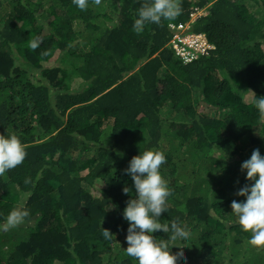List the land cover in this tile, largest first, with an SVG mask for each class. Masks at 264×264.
<instances>
[{"label": "trees", "instance_id": "trees-1", "mask_svg": "<svg viewBox=\"0 0 264 264\" xmlns=\"http://www.w3.org/2000/svg\"><path fill=\"white\" fill-rule=\"evenodd\" d=\"M176 2L175 19L136 32L151 0H87L84 10L72 0H0V133L26 150L0 175V224L19 205L29 212L0 231L21 235L0 242V264H138L124 250L122 211L136 195L124 169L145 150L166 156L170 195L158 222L191 234L173 253L186 264H264V247L249 244L230 206L251 183L241 163L253 149L264 155L255 107L264 0ZM178 26L214 48L183 64L169 47ZM169 235L153 233L170 245Z\"/></svg>", "mask_w": 264, "mask_h": 264}, {"label": "clouds", "instance_id": "clouds-1", "mask_svg": "<svg viewBox=\"0 0 264 264\" xmlns=\"http://www.w3.org/2000/svg\"><path fill=\"white\" fill-rule=\"evenodd\" d=\"M72 2L81 10L87 7V0ZM95 2L99 4L100 0ZM180 11L176 0H151V3L139 9L133 27L136 32H140L146 23L160 24L162 19L173 20ZM37 46L36 40L29 44L32 49ZM255 107L264 119V95L258 96ZM25 157V147L17 135L0 133V175L20 165ZM165 161L166 156L162 151L145 150L134 155L124 169L133 181L136 194L135 198L126 202L122 211V218L128 222L125 236L127 247L124 250L128 256L134 257L138 264H186L183 252L173 253L171 249L186 248L184 242L189 240L190 232L176 222H173L170 228L169 225L158 222L162 213L168 211L166 199L170 195V189L160 172ZM240 169L246 171L245 178L251 183H246L237 190L236 195L245 199L233 200L230 205L231 212L237 218L241 230L250 231L249 244L264 247V155L258 148L253 149L250 157L241 163ZM129 190L128 187L122 189L124 193H129ZM28 215L29 212L19 205L9 212L0 228L7 230L16 227L23 223ZM101 228L104 239H111L113 233L107 228ZM158 231H170L167 240L172 243L169 245L163 239L157 240L153 233Z\"/></svg>", "mask_w": 264, "mask_h": 264}, {"label": "built area", "instance_id": "built-area-1", "mask_svg": "<svg viewBox=\"0 0 264 264\" xmlns=\"http://www.w3.org/2000/svg\"><path fill=\"white\" fill-rule=\"evenodd\" d=\"M178 29L181 31L174 35L169 47L183 64L194 61L214 48L204 34L184 33L182 26H178Z\"/></svg>", "mask_w": 264, "mask_h": 264}, {"label": "rangeland", "instance_id": "rangeland-1", "mask_svg": "<svg viewBox=\"0 0 264 264\" xmlns=\"http://www.w3.org/2000/svg\"><path fill=\"white\" fill-rule=\"evenodd\" d=\"M206 14V11H204V10H200V11H196L193 15H192V17H191V21H194L197 17H199V16H201V15H205ZM97 23V21L95 20V21H93V23ZM187 26V25H186ZM263 49H264V47H263ZM79 87H80V85H79ZM78 87V88H79ZM20 226H23V223H21V224H19ZM25 225V224H24ZM15 227H13V228H11V229H14ZM19 228V227H18ZM22 229H24V234H23V236H25V235H27V233H29L30 232V229L28 228V227H26L25 226V228H22ZM2 230V228H0V231ZM11 235L12 236H16V235H18V236H16V237H21V235H19V233L18 232H15V233H11L10 235H5V236H3V237H0V242H8V241H10L11 240ZM15 237V238H16ZM23 238V237H22Z\"/></svg>", "mask_w": 264, "mask_h": 264}]
</instances>
